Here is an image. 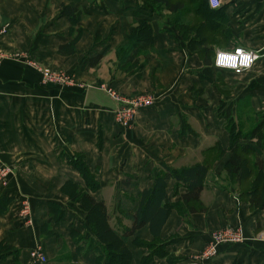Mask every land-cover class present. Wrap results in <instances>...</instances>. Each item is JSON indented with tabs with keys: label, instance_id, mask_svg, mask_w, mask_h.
<instances>
[{
	"label": "crops",
	"instance_id": "obj_1",
	"mask_svg": "<svg viewBox=\"0 0 264 264\" xmlns=\"http://www.w3.org/2000/svg\"><path fill=\"white\" fill-rule=\"evenodd\" d=\"M174 1L179 8L172 11L144 8L148 0H0V155L12 168L0 197H14L0 213V242L17 255L0 264H90L84 257L94 233L73 193L103 202L121 237L132 223L130 193L153 188L166 167L202 163L204 149L216 143L225 152L205 179L207 210L184 217L173 209L158 237L149 225L137 230L123 241L127 264L149 256V264H264V210L251 209L225 171L228 114L240 128L264 131V0H224L216 9L209 0ZM62 5L83 16L73 23L61 15ZM142 20L150 27L142 42L147 50L139 62L124 60L136 42L124 46L126 37ZM234 46L259 55L242 74L214 66L216 52ZM16 49L30 58L9 54ZM31 60L74 83H44ZM144 92L154 103L140 108L130 126L120 125L116 110ZM82 162L93 184L79 169ZM166 192L173 204L187 188L170 179ZM26 202L29 221L21 217ZM237 227L244 242L203 257L215 230ZM38 245L46 262L32 257Z\"/></svg>",
	"mask_w": 264,
	"mask_h": 264
},
{
	"label": "trees",
	"instance_id": "obj_2",
	"mask_svg": "<svg viewBox=\"0 0 264 264\" xmlns=\"http://www.w3.org/2000/svg\"><path fill=\"white\" fill-rule=\"evenodd\" d=\"M178 2L174 0H148L149 5L144 8L151 7L152 10H156L164 7L173 11L179 8ZM60 12L62 16H68L73 23L78 22L83 16L80 9L67 5H62ZM149 32L148 23L142 20L140 25L134 28V32L127 35L124 46L133 40L136 42L132 44L131 49L125 52L124 60L139 62L140 52L147 50L146 44L150 39ZM142 42L146 44L142 45ZM202 52L206 64H211L212 61L207 59L208 51L202 50ZM98 60L99 58L91 61L92 65H96ZM228 120L231 158L225 165V171L231 175L232 183L235 185L240 198L248 202L251 209L264 210L263 127L257 126L246 132L236 124L231 113L228 114ZM224 152L222 145L216 143L204 149L205 158L202 163L177 169L166 167V171L156 178L153 188L130 193L134 201H132L133 206L128 211L127 216L132 220V223L130 227L123 229L122 238L118 236L117 231L114 230V232L110 228L103 202L94 200L88 193L81 190L73 193V199L77 200L84 208L86 222L94 233V238L89 241L90 250L84 260L90 264H127L129 257L124 250L123 241L137 230L149 225L154 236L158 237L173 209H176L184 217L192 213L206 211L207 207L201 200V192L214 161L220 159ZM78 167L88 181L93 184L85 164L82 162ZM170 179H175L176 187L184 186L187 188V192L182 194L181 202L169 204L167 201L166 190ZM13 200L14 197L1 196L0 213L7 212ZM10 255H13L15 259L17 258L12 247L0 242V261L5 260ZM150 259L151 256L146 257L143 264H149Z\"/></svg>",
	"mask_w": 264,
	"mask_h": 264
},
{
	"label": "built area",
	"instance_id": "obj_3",
	"mask_svg": "<svg viewBox=\"0 0 264 264\" xmlns=\"http://www.w3.org/2000/svg\"><path fill=\"white\" fill-rule=\"evenodd\" d=\"M237 49L251 51L254 56L259 57L258 53H256L252 49H248L243 46H234L232 48L221 49V50L227 53L235 54ZM217 52H216L215 59H214L215 67H217L216 65ZM257 59L254 60V63L252 64L251 68L254 66ZM30 65L34 67L35 69H37L42 74L44 83H56V84H73L74 83V78L72 76L62 73V72L54 71L47 66L37 63L36 61L31 60ZM217 68L226 69V68H221V67H217ZM248 70H241L239 73H237L235 70H231V71H233L235 74H242ZM108 92L116 100L118 101L122 100L121 97L118 96L113 90L108 89ZM154 101H155V98L154 96H151V95L134 97V98L124 101V105L119 107L116 110L117 122L120 125L125 126V127L130 126L132 124V119L134 118L136 112L142 107L152 105ZM11 173H12V168L3 161L0 155V184H6ZM21 217L25 219V221H29L30 219V207L27 202L24 204V206L21 209ZM244 240H245V236H244V231L242 227H238L237 229L226 228L225 231L223 230L214 231L211 234V238L206 246V250L203 253V257L205 259H209L215 256L218 252L219 246L222 244L242 243L244 242ZM32 257L34 258L35 261H40V262L47 261V257L44 254L42 246L40 245H38L32 251Z\"/></svg>",
	"mask_w": 264,
	"mask_h": 264
},
{
	"label": "clouds",
	"instance_id": "obj_4",
	"mask_svg": "<svg viewBox=\"0 0 264 264\" xmlns=\"http://www.w3.org/2000/svg\"><path fill=\"white\" fill-rule=\"evenodd\" d=\"M210 6L213 9L219 8L223 0H209ZM259 58L254 56L251 51L237 49L235 54L227 53L223 50L217 52L216 65L217 67L235 70L239 73L241 70H248L251 68L254 60Z\"/></svg>",
	"mask_w": 264,
	"mask_h": 264
},
{
	"label": "rangeland",
	"instance_id": "obj_5",
	"mask_svg": "<svg viewBox=\"0 0 264 264\" xmlns=\"http://www.w3.org/2000/svg\"><path fill=\"white\" fill-rule=\"evenodd\" d=\"M9 54H12V55H14V56H17V57H24L25 59H26V61L28 60L27 58H30L29 56H28V54L27 53H25L24 51H21V50H18V49H16V50H14V51H12V52H10ZM3 55H5V53L2 51V52H0V57L1 56H3ZM33 61H36V60H33ZM37 63H40V61H36ZM29 64H30V62H29ZM41 64V63H40ZM43 65V64H42ZM149 95H151V96H153L151 93H149V92H144V93H141V94H138V95H135V96H132V98H134V97H139V96H149ZM244 122V121H243ZM242 122V123H243ZM245 123V122H244ZM256 126H252V125H248L247 127H245V129L244 128H242V129H244L246 132H248V131H250L251 129H253V128H255ZM204 158H205V156H203V160H204ZM217 160H215L214 161V163L216 162ZM213 163V164H214ZM233 186L235 187V185L233 184ZM238 228V227H237ZM237 228H231V229H237ZM225 229L226 228H222V229H218V230H223V231H225ZM215 231H217V230H215Z\"/></svg>",
	"mask_w": 264,
	"mask_h": 264
}]
</instances>
